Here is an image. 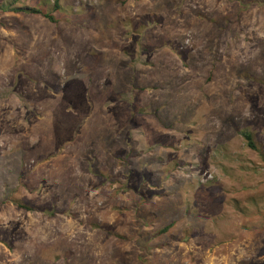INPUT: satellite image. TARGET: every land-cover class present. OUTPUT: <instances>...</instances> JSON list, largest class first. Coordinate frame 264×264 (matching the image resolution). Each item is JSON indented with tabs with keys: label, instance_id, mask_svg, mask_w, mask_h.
Segmentation results:
<instances>
[{
	"label": "rangeland",
	"instance_id": "1",
	"mask_svg": "<svg viewBox=\"0 0 264 264\" xmlns=\"http://www.w3.org/2000/svg\"><path fill=\"white\" fill-rule=\"evenodd\" d=\"M14 1L0 264H264V0Z\"/></svg>",
	"mask_w": 264,
	"mask_h": 264
},
{
	"label": "trees",
	"instance_id": "2",
	"mask_svg": "<svg viewBox=\"0 0 264 264\" xmlns=\"http://www.w3.org/2000/svg\"><path fill=\"white\" fill-rule=\"evenodd\" d=\"M16 0L14 1V3L6 5V7L4 6V8L2 7L1 9L4 12L7 13H31V14H35V15H40L43 16L45 19L49 20L50 22H55L54 17L51 13H45L41 10H37L35 8H23V7H16L14 5H16ZM18 3V2H17ZM52 10L54 12H58V11H62V9L59 6L58 2H54L53 8ZM243 138L246 141L247 146L252 149V150H256V146L253 143V138L251 136V134L244 132L243 134ZM168 230V228H165L162 232L165 233Z\"/></svg>",
	"mask_w": 264,
	"mask_h": 264
}]
</instances>
